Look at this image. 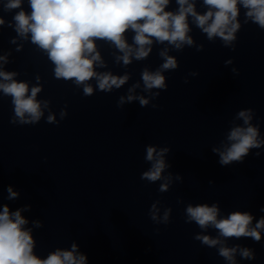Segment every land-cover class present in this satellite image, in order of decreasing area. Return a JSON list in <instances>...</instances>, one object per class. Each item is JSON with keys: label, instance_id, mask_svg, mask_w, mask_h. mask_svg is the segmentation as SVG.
<instances>
[{"label": "clouds", "instance_id": "9594fccd", "mask_svg": "<svg viewBox=\"0 0 264 264\" xmlns=\"http://www.w3.org/2000/svg\"><path fill=\"white\" fill-rule=\"evenodd\" d=\"M180 5L177 13L165 11L169 0H30L32 9L31 15L20 11L14 17L16 30L24 35L31 32L33 43L38 44L42 49L47 50L50 60L55 64V76L65 80L74 79L77 84L84 83L93 77L98 79L100 90H111L113 86L119 88L123 85L128 76H113L111 73L97 74L94 64L100 61V55L96 52L95 39L111 41L123 52L124 64L130 63V56L133 52L124 39V33L130 28L135 32L134 42L138 46L135 49L136 59L148 56L153 38L158 42H169L177 49L183 44L191 45V37L187 35L189 26L187 17L193 16L198 27L207 33L208 38L214 36L223 38L228 42L234 39V33L239 28L237 16L239 10L237 5L242 4L248 9L246 15L264 28V0H204L209 6L205 14H198L189 0H177ZM21 0H10L7 4L9 9L19 8ZM215 9V11H212ZM209 21H211L209 23ZM4 21L0 19V24ZM163 69H174L176 60L166 56ZM15 73L0 72V77L10 83H0V89L5 94L13 97L15 113L21 120L27 113L32 120H38L41 116L40 103L36 101L39 87L31 89L28 93V85L23 82L12 80ZM142 78L147 89L163 88L164 77L160 71L150 73L145 70ZM93 89L91 86L84 87V93L90 95ZM129 101L134 99L131 95ZM141 105L147 104L143 97L139 98ZM123 101V98H121ZM239 116L248 124L251 117L247 112H240ZM54 119L49 116V121ZM257 129L248 126L247 128H234L229 140L234 141L226 151L220 153V163L228 164L231 161H239L248 153L249 148L259 147L257 141ZM167 149H161L154 157L156 149L147 148L149 161H154L151 170L143 173L144 179L156 181L161 178V173L166 165L163 155ZM214 151H218L214 149ZM167 184H162L160 190L166 191ZM11 197L17 193L9 188ZM187 215L190 221H195L201 228L209 224L219 230L224 237H252L254 240L261 239L258 229L264 228V218L260 219L254 228L249 225L253 217L244 212H234L226 219H217L218 208L213 205L188 206ZM12 219L7 206L0 212V264H85L86 257L74 256V251H60L50 254L46 259H39L33 255V240L28 231L22 230L21 226L26 220L21 217L20 211L14 214ZM156 219L155 215L152 217ZM168 213L165 212L164 220L167 221ZM208 246H215L218 239H211L208 236H198ZM73 250L76 246L73 245ZM235 248L222 247L220 255L233 260ZM242 256L250 257L248 249H243Z\"/></svg>", "mask_w": 264, "mask_h": 264}]
</instances>
